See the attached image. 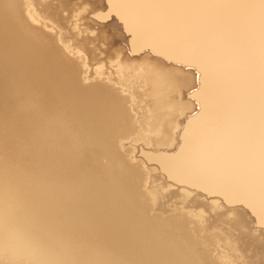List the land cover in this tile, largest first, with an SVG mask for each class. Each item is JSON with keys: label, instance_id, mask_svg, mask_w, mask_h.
Returning <instances> with one entry per match:
<instances>
[{"label": "bare ground", "instance_id": "obj_1", "mask_svg": "<svg viewBox=\"0 0 264 264\" xmlns=\"http://www.w3.org/2000/svg\"><path fill=\"white\" fill-rule=\"evenodd\" d=\"M52 2L89 63L0 0V264H264V0Z\"/></svg>", "mask_w": 264, "mask_h": 264}, {"label": "rangeland", "instance_id": "obj_2", "mask_svg": "<svg viewBox=\"0 0 264 264\" xmlns=\"http://www.w3.org/2000/svg\"><path fill=\"white\" fill-rule=\"evenodd\" d=\"M34 1H35L36 4H37V5H36V6H37V9L39 8V9H38V13H39V11H40V13H41V14H40V17H41V15L44 16L43 18H41V19L43 20V21H41V22H43V23H47L48 25H51V23H55V24L57 25V26H56V27H57L56 30H57V32H59V33L62 32V33H61V34H62V37L65 35V33L68 34L69 37H68L67 35H65L67 38L64 36V37H63V40L66 41V42L68 41V43H69L73 48H75L76 51L80 50L81 53H82L81 56H82L83 58H86V61L88 60L87 63H89V58H90V56H89V55H90V47H91V48L93 47V46H92L93 44H92L91 40L89 39V38H90V34L92 33V31H89V29H93L91 26H89L90 24L84 22V23H85L84 26H86V27L83 26V27H81V28H86V29H87L88 26L91 27V28L88 27L87 30L84 29V31H86L87 34H84L83 36H78V38L80 37V39H77V35H75V34H76V33H75L76 31L73 29V27L71 28V26H72V23H73V17H74L73 15H74L75 13H77L78 11H75V10H74V12H73L74 14H73V13L71 14V17L69 18V19H70V22L68 21L69 19H68V20H63V19H61L62 21H61V23H60V20H59V22H58L57 20H55V19H57V18L55 17L56 15H54V13H53L52 11H50V10H53V8H55V7H53L54 5H52V3H53L52 1H53V0H47V1H46V0H37V1L34 0ZM68 1H69V5H71V3H72V4H76V8H75V9L77 10V9H78V7H77V6H78V2H79V6H82L83 4H85V1H86V0H85V1H84V0H83V1H81V0H68ZM70 1H71V2H70ZM80 1H81V2H80ZM92 1H93V3H94L95 5H98V4H100L103 0H92ZM50 2H51V3H50ZM54 2H55V1H54ZM83 2H84V3H83ZM38 3H39V4L41 3L39 7H38ZM44 3H45V4H44ZM55 3L58 4L57 1H56ZM55 3H54V4H55ZM47 4H49V7H48ZM80 4H81V5H80ZM45 5H46V6H45ZM88 5L91 6V7L89 6L90 8L93 7V5L90 4V3H89ZM46 7L49 8L48 11L46 10ZM82 7H84V5H83ZM90 8H88V9H90ZM88 9H87V10H88ZM71 11H72V10H71ZM79 11H80V9H79ZM81 11H83V12H81ZM81 11L79 12V14H76V15H78V16H77V19L81 20L82 22H83V21H87V20H88V17H89V15H88L89 13H88V12L91 11V9L88 10V12H87L86 10H83V8H82ZM50 12H52L53 14L50 13ZM85 12H87L88 14H86ZM80 13H83V14H80ZM84 13H85L86 15H88V17H87L86 20H85L86 17L84 18V16H86ZM53 15H54V16H53ZM63 15H65V17H67V16H68V13H67V14L64 13ZM76 15H75V16H76ZM79 15H81V16L83 15V16L80 17ZM45 16H46V17L48 16V17L46 18ZM58 16H59V15H58ZM54 17H55V18H54ZM79 17H80V18H79ZM67 18H68V17H67ZM71 18H72V19H71ZM82 18H83L84 20H83ZM89 18H90V17H89ZM48 19H49L50 21H49ZM77 19H74V20L76 21ZM44 20H45V21H44ZM46 20H48V21H46ZM89 20H90V19H89ZM89 20H88V21H89ZM63 21H64V22H63ZM65 21H66V22H69V24H68V23H65ZM71 21H72V22H71ZM81 21H80V22H81ZM88 21H87V22H88ZM82 22H81V23H82ZM89 22H90V21H89ZM70 23H71V25H70ZM84 23H82V24H84ZM66 24H68L67 27L70 26L69 28H71V29L68 28L67 31H66V28H67V27L65 26ZM87 24H88V25H87ZM58 25H59V26L62 25V26L58 27ZM63 25H64V26H63ZM52 26L55 27V25H52ZM62 27H63V29H61ZM64 27H65V28H64ZM59 28H60V29H59ZM72 29H73L75 32L72 33V32H71V31H73ZM63 30H64V31H63ZM70 30H71V31H70ZM48 32H50V31H48ZM70 32H71L72 34H71ZM86 32H85V33H86ZM88 32H90V33H88ZM52 33H53V32H52ZM63 33H64V35H63ZM53 34H54V33H53ZM69 34H70L71 36H70ZM121 34H122V33L113 34V33L110 32V33L105 34V35H102V34H101V35H99V36H109L110 38H115V40H116V39H119V37L121 36ZM73 35H74V36H73ZM87 35H88V36H87ZM91 35H92V34H91ZM86 36L88 37V39H89L90 42L88 41V39H87ZM94 36H96V35H94ZM74 37H75V39H73ZM92 37H93V35L91 36V38H92ZM84 38H86L87 40L85 41ZM80 40H81V41H80ZM87 41H88L89 43H88ZM81 42H86V43H81ZM77 43H78V44H77ZM81 44H82V45H81ZM83 44H84V45H83ZM118 46H119V44H116V45L113 47V49H116ZM113 49H112V50H113ZM175 200L177 201V199H174V200H172V201L166 202V204L168 203V208H169V207H172V208H173L172 204L174 203ZM163 202H164V200H163ZM158 203H160V206H158V208H156V206H155V208L158 210L159 213L163 211V208H164V211H165V210L168 211V210H167L168 208L166 209V207H167L166 204H164V203H162V202H158ZM158 203H157V204H158ZM169 203H170V205H169ZM163 206H164V207H163ZM169 210H170V208H169ZM166 211H165V212H166ZM153 213H156V211H154V209H153ZM194 225H195V224H191L190 227H194ZM219 228H220V227H219ZM219 228H218V231H219ZM221 228H222V227H221ZM227 228H228V229H227ZM229 228H230V227H227V225H224V228H222V229L226 230V232H227V231L229 232ZM215 230H216V229H215ZM211 232H212V231H211ZM213 232H214V231H213ZM219 232H220V231H219ZM219 232H216V231H215V233H218L217 235H221V234H222V231H221L220 233H219ZM200 234H201V235H206V233H203V232L200 233ZM213 234H214V233H213ZM236 234H237V233H236ZM222 235H223V234H222ZM220 237H222V236H220ZM220 237H219V239L221 240V244L224 245V246L227 245V244H228V243H227L228 240H226V239H221ZM240 252H242V251H240ZM240 252L235 253V255H238ZM242 253H243V252H242ZM255 260H257V259H255Z\"/></svg>", "mask_w": 264, "mask_h": 264}]
</instances>
